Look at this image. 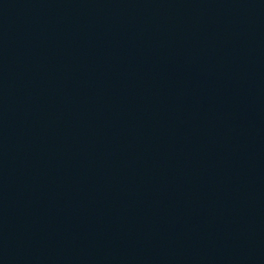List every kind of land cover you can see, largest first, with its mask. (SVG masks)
Returning a JSON list of instances; mask_svg holds the SVG:
<instances>
[{"label": "water", "instance_id": "water-1", "mask_svg": "<svg viewBox=\"0 0 264 264\" xmlns=\"http://www.w3.org/2000/svg\"><path fill=\"white\" fill-rule=\"evenodd\" d=\"M0 264H264V0H0Z\"/></svg>", "mask_w": 264, "mask_h": 264}]
</instances>
